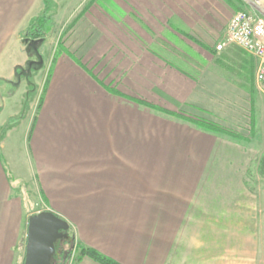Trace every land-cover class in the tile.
<instances>
[{"label":"crops","instance_id":"crops-1","mask_svg":"<svg viewBox=\"0 0 264 264\" xmlns=\"http://www.w3.org/2000/svg\"><path fill=\"white\" fill-rule=\"evenodd\" d=\"M43 8L0 0V264H25L36 214H16L8 183L29 88L6 95L5 81L29 61L21 36ZM239 11L229 0H87L35 75L37 91L48 79L26 134L37 214L119 264H259L264 190L247 176L264 157V83L253 56L217 50ZM243 103L254 138L238 123Z\"/></svg>","mask_w":264,"mask_h":264},{"label":"rangeland","instance_id":"rangeland-1","mask_svg":"<svg viewBox=\"0 0 264 264\" xmlns=\"http://www.w3.org/2000/svg\"><path fill=\"white\" fill-rule=\"evenodd\" d=\"M46 1L49 2L48 3V5H49V7H48L49 8V14L48 15L52 16L53 20L56 23V26L54 27L52 32L49 34L46 41H44V43L42 44L43 49L41 47V49L39 51L41 56H42L43 65H44V60H43L42 54H43L44 50L48 51V48H49V50H52L51 62H53V60H55L59 57L58 54H59V51H61V46L63 44L62 41L64 39L63 37L65 35V32H67L68 27L69 26L71 27V25H68V24H72L71 22L74 20L75 16H77V14H79V12H81L83 9L86 8V3H87V0H46ZM229 1H231L233 4H235L236 8L241 10V11H247V12L253 11L243 0H229ZM44 10H45V2H44V8H43L42 12ZM58 24H59V26H58ZM53 33H54V35H53ZM61 34H63V36ZM22 39H23V35L21 36L22 50H23V52L28 54L29 61L30 60L37 61V59H35L36 56L33 53L31 54L28 52L30 49L26 45L23 44ZM46 42H48L49 45H46ZM51 42H53V45ZM50 46H51V48H50ZM25 65H27V64H25ZM49 66H50L49 67V70H50L51 64ZM40 70L41 69H38L37 71H34L31 73V82L35 86L34 89L29 87V84L27 83L26 79L25 80L21 79V81H20V85L23 81H26L27 86L29 88V93L25 99V104H24V109H27V108L28 109L25 112L24 121H22L23 123L21 124V126L18 127V129L15 131V133H13L14 136L12 138H14L15 141L14 140L13 141L15 143L13 142L12 144L14 146H13V148H10V150L7 151V154L12 153L11 157H10L12 162H16V164L14 166V169H16V172H15L16 176L14 179H13V177H11V179H10V181H8V183L11 184V187L13 189V196H12L11 201L15 206V212L18 216H21L23 211L35 212L36 213L35 215H37V212L42 210V202H41L40 192H39L38 187L36 186V183H35V176H34V178H31V180H29V177H30L29 174H34V172L31 173L30 168H29L30 164H32V163H31V161H29L30 159L28 158L29 157L28 156V154H29V152H28V141L26 138V134L28 135L29 130H30L32 115L33 116L35 115V113L38 110L39 105L42 101V98H43V93H44V87L43 86H46V83L48 81V79H46V80L44 79L45 80V81H43L44 84L41 86V88L38 91L36 90L37 79L35 78V75ZM49 70L47 71L48 75H49ZM19 86L15 87L14 85H10L6 95H8V93L12 94L16 89L19 88ZM22 94H23V90L21 89L20 95L18 96V99L20 98V96ZM18 99H16V100H18ZM2 105H3V99L0 96V108ZM237 111H238V113H240V119L238 120L239 125L244 126V128H245V125H243L244 123L247 124L248 126H251V120H248V118H250V116H249V112H250L249 104L243 103V106H241L239 108V110H237ZM245 129L250 131L248 128H245ZM244 133L247 136V138H254L257 136L256 134H254L253 131L251 132V134H249L247 132H244ZM1 161H2V169H0V170L4 169V170L8 171V167H7L8 165L3 161V159H1ZM247 181L249 182V186L252 189L255 188V189H259V190H264V175L260 172L259 164L257 165V162H255L253 164L252 169L250 171V174L247 176ZM35 215H33V216H35ZM30 219H31L30 217H28V216L26 217L27 223H28V221H30ZM258 256H259V264H264V228H262V227H259ZM72 262H74V261L72 260ZM72 262L70 264H72Z\"/></svg>","mask_w":264,"mask_h":264},{"label":"trees","instance_id":"trees-1","mask_svg":"<svg viewBox=\"0 0 264 264\" xmlns=\"http://www.w3.org/2000/svg\"><path fill=\"white\" fill-rule=\"evenodd\" d=\"M44 2L45 10L38 17L33 18L30 21L28 27L22 34L23 44L30 49L28 51L29 53H33L36 56L35 59H37V61H40V59H42V56L39 52L42 47V44L44 43V41H46L49 34L56 26V23L53 20L52 16L48 15L49 2L46 0H44ZM37 61L30 60L27 65L16 67L14 78L11 81L7 80L5 82L17 87L20 85L21 79H26L27 83L29 84V87L34 89L35 86L31 82V73L37 71L38 69H42L43 67V64L36 63ZM55 62L56 59L53 60V63ZM202 125L209 129L218 130L217 127L211 124ZM259 168L260 172L264 175V157H262L259 161ZM67 234L68 238L60 240L56 245V253L54 256L53 264H70L72 260L77 263L84 257H88L99 264H119L117 261L101 254L95 249L86 248L78 244L72 227L69 226ZM74 262H72V264H75Z\"/></svg>","mask_w":264,"mask_h":264},{"label":"built area","instance_id":"built-area-1","mask_svg":"<svg viewBox=\"0 0 264 264\" xmlns=\"http://www.w3.org/2000/svg\"><path fill=\"white\" fill-rule=\"evenodd\" d=\"M254 12L239 11L231 18L227 35L217 46L222 51L236 45L258 61L256 81L264 83V0H243Z\"/></svg>","mask_w":264,"mask_h":264},{"label":"water","instance_id":"water-1","mask_svg":"<svg viewBox=\"0 0 264 264\" xmlns=\"http://www.w3.org/2000/svg\"><path fill=\"white\" fill-rule=\"evenodd\" d=\"M36 63L43 64V61L40 59ZM68 229V223L51 212L31 217L25 264H53L56 245L60 240L68 238Z\"/></svg>","mask_w":264,"mask_h":264}]
</instances>
